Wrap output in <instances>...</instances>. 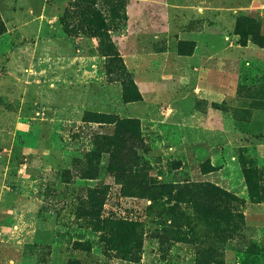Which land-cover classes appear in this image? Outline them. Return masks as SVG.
I'll return each instance as SVG.
<instances>
[{"label":"rangeland","instance_id":"obj_1","mask_svg":"<svg viewBox=\"0 0 264 264\" xmlns=\"http://www.w3.org/2000/svg\"><path fill=\"white\" fill-rule=\"evenodd\" d=\"M0 264H264V0H0Z\"/></svg>","mask_w":264,"mask_h":264},{"label":"trees","instance_id":"obj_2","mask_svg":"<svg viewBox=\"0 0 264 264\" xmlns=\"http://www.w3.org/2000/svg\"><path fill=\"white\" fill-rule=\"evenodd\" d=\"M107 118H110V116H107Z\"/></svg>","mask_w":264,"mask_h":264}]
</instances>
